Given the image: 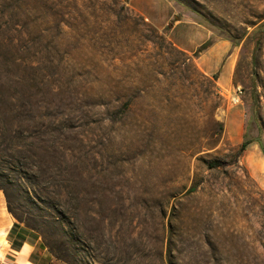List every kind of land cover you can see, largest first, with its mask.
Wrapping results in <instances>:
<instances>
[{"label": "rangeland", "instance_id": "rangeland-1", "mask_svg": "<svg viewBox=\"0 0 264 264\" xmlns=\"http://www.w3.org/2000/svg\"><path fill=\"white\" fill-rule=\"evenodd\" d=\"M170 1L236 47L232 89L125 1L0 0V172L72 223L57 259L0 191V264L18 235L41 264H264V0Z\"/></svg>", "mask_w": 264, "mask_h": 264}, {"label": "crops", "instance_id": "crops-1", "mask_svg": "<svg viewBox=\"0 0 264 264\" xmlns=\"http://www.w3.org/2000/svg\"><path fill=\"white\" fill-rule=\"evenodd\" d=\"M149 23L161 30H168L171 43L189 56L196 54L198 48L208 41L212 45L197 57V63L206 74L220 72V81L224 90L233 88L236 71L237 52L228 40H214L212 31L195 19L182 15L179 8L170 0H122ZM13 222L8 216L0 218V259L4 254L2 248ZM3 239V244L1 240ZM7 245L8 242H7ZM10 248L16 251L12 255V264H41L34 260L35 245L25 241L20 248Z\"/></svg>", "mask_w": 264, "mask_h": 264}, {"label": "trees", "instance_id": "trees-1", "mask_svg": "<svg viewBox=\"0 0 264 264\" xmlns=\"http://www.w3.org/2000/svg\"><path fill=\"white\" fill-rule=\"evenodd\" d=\"M211 45L212 41L204 43L198 48L196 55L199 56ZM15 123L13 122L12 125H17ZM248 145V142H244L241 151H245ZM11 171L19 175L18 180L0 172V191L4 192L9 214L17 221L11 232L13 233L18 225H24L27 230L41 236L43 243L54 257L63 260V256L59 254V249L56 247L58 239L54 235L60 232L68 239L65 226H72V223L68 208L63 207L60 200L55 197L60 191L41 190L34 182L39 176L34 170H26L20 165L13 167ZM195 189L193 187L190 191L193 192ZM15 241L19 244L13 242L12 246L20 248L27 240L24 236L18 235Z\"/></svg>", "mask_w": 264, "mask_h": 264}, {"label": "built area", "instance_id": "built-area-1", "mask_svg": "<svg viewBox=\"0 0 264 264\" xmlns=\"http://www.w3.org/2000/svg\"><path fill=\"white\" fill-rule=\"evenodd\" d=\"M243 90L241 87H237L234 89V94L232 95V103L234 105H238L242 100Z\"/></svg>", "mask_w": 264, "mask_h": 264}]
</instances>
